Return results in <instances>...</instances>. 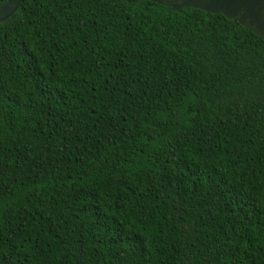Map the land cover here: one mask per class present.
<instances>
[{"label":"trees","instance_id":"16d2710c","mask_svg":"<svg viewBox=\"0 0 264 264\" xmlns=\"http://www.w3.org/2000/svg\"><path fill=\"white\" fill-rule=\"evenodd\" d=\"M0 264H264V40L194 7L22 0Z\"/></svg>","mask_w":264,"mask_h":264},{"label":"water","instance_id":"95a60500","mask_svg":"<svg viewBox=\"0 0 264 264\" xmlns=\"http://www.w3.org/2000/svg\"><path fill=\"white\" fill-rule=\"evenodd\" d=\"M160 5H168L177 10L194 7L210 13H220L236 20L264 40V0H150ZM22 0H5L0 4V21L11 16Z\"/></svg>","mask_w":264,"mask_h":264}]
</instances>
